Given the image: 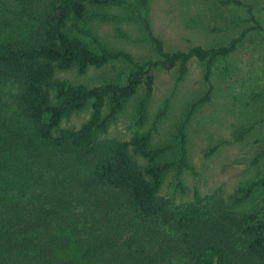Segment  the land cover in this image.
I'll return each mask as SVG.
<instances>
[{
  "label": "trees",
  "instance_id": "1",
  "mask_svg": "<svg viewBox=\"0 0 264 264\" xmlns=\"http://www.w3.org/2000/svg\"><path fill=\"white\" fill-rule=\"evenodd\" d=\"M30 1L37 18L26 38L0 37V78L15 84V108L33 129L36 142L71 155L83 164L85 175L78 193H69L70 201L61 191L55 195L21 182L25 164L19 166L16 157L23 137L6 128L5 118L0 121V264H206L207 250L218 253L215 264H264L263 174L238 185L227 198L195 190L191 201L174 204L160 196L168 172L175 171L180 185L181 173L192 169L187 120L178 125L175 144L152 145V132L168 100L148 130L135 132L127 141L106 137L138 92L134 126L147 124L157 71L174 70L178 83L189 64L198 62L206 91L189 113L208 103L215 64L226 62L223 71L230 74L227 60L248 35L264 38L254 7L243 0H214L222 8L244 11L241 23L246 27L238 36L216 46L168 50L153 30L149 0ZM109 8L126 15L118 17ZM122 21L137 26L149 56L136 59L87 27L89 22ZM115 36L126 37L118 27ZM112 64L120 67L112 66V75H102L93 86L56 78L59 72L81 76ZM88 106L90 115L79 127L61 126ZM247 134L237 129L236 140ZM37 156L42 155L33 156L38 162ZM262 159L264 149L252 165ZM72 245L79 263L62 256Z\"/></svg>",
  "mask_w": 264,
  "mask_h": 264
},
{
  "label": "rangeland",
  "instance_id": "2",
  "mask_svg": "<svg viewBox=\"0 0 264 264\" xmlns=\"http://www.w3.org/2000/svg\"><path fill=\"white\" fill-rule=\"evenodd\" d=\"M30 0H0V37L7 40L26 38L37 18L35 4ZM153 30L162 38L168 50H186L192 46H216L236 38L246 27L243 10L222 8L214 0H149ZM251 4L256 18L264 27V0H243ZM109 13L125 16L123 10L109 8ZM90 28L104 43L131 53L136 59L150 55L140 42L137 26L130 22H89ZM124 31V39L115 36V28ZM212 29H217L213 31ZM226 62L218 61L211 76L210 101L190 112L193 101L206 91L203 82V67L196 61L189 64L185 78L176 82V72H155L154 90L148 109V122L141 128L134 126V104L139 92L130 99L117 121L106 134L108 138L127 141L137 131L144 132L154 123L164 103L169 104L152 132V145L175 144L178 125L185 126L187 160L192 167L180 175V185L174 170L163 180L160 196L174 204L189 202L197 190L201 195L217 193L225 198L234 189L254 177L264 175V159L252 165V161L264 149V38L248 35L247 40L227 60L231 73L223 71ZM112 64L103 69H89L85 75L75 71L59 72L57 79L88 86L99 84L101 76H111ZM17 89L12 80L0 78V121L23 137L16 160H21V182L35 187L60 191L70 201L69 193H78L79 183L84 180L83 164L69 154L54 151L36 142L31 126L23 120L15 108L14 95ZM90 115L89 106L64 120L62 127H79ZM237 129L248 130L242 141H237ZM40 145V146H39ZM19 146V145H18ZM213 150L211 153L210 151ZM41 154L37 160L36 154ZM13 160V159H12ZM35 161V162H34ZM32 162L34 166H32ZM140 162H142L140 160ZM19 168V167H17ZM12 177V176H11ZM24 185V184H23ZM58 185V187H57ZM56 190V191H55ZM62 256L80 262V254L72 245ZM218 253L207 250L206 264H215Z\"/></svg>",
  "mask_w": 264,
  "mask_h": 264
}]
</instances>
